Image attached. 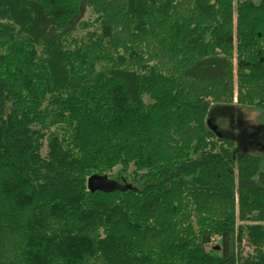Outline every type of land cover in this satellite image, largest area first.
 Returning <instances> with one entry per match:
<instances>
[{
	"label": "trees",
	"instance_id": "trees-1",
	"mask_svg": "<svg viewBox=\"0 0 264 264\" xmlns=\"http://www.w3.org/2000/svg\"><path fill=\"white\" fill-rule=\"evenodd\" d=\"M215 105L264 109V0H0V264H264V154Z\"/></svg>",
	"mask_w": 264,
	"mask_h": 264
},
{
	"label": "rangeland",
	"instance_id": "rangeland-1",
	"mask_svg": "<svg viewBox=\"0 0 264 264\" xmlns=\"http://www.w3.org/2000/svg\"><path fill=\"white\" fill-rule=\"evenodd\" d=\"M255 2H260L261 0H254ZM96 16L93 14L92 10L90 8L87 9L83 19L81 22L76 26L74 31L72 32V38L71 40L81 42V40L86 39V36L88 32L98 30L99 26L97 22L94 21ZM91 24V25H86ZM114 54V53H113ZM236 65V60H235ZM146 101L150 102L151 99L146 96ZM235 103L237 102V98L235 97ZM237 104V103H236ZM238 109L240 110L241 115L243 118L252 125H260L261 123H264V109L258 108V107H247V106H239L237 105ZM227 118L219 117L215 120V124H217L221 129H227ZM237 129V128H236ZM238 130V129H237ZM238 132V131H236ZM241 151L238 150V152ZM47 153V147H46V141L44 143V147L42 148V154L45 156ZM251 153H260L264 154V151L260 150H253ZM120 167H116L113 171L112 175H116ZM111 175V174H110ZM110 178L115 179L114 176H109ZM193 225L194 229L197 233L198 232V224L196 223V220L193 218ZM196 233V234H197ZM243 246L245 247V254H253V250L250 246L247 245V243L243 242ZM207 251L219 254L221 252V240L220 237L217 235L212 236L211 241L207 244L206 247Z\"/></svg>",
	"mask_w": 264,
	"mask_h": 264
},
{
	"label": "flooded vegetation",
	"instance_id": "flooded-vegetation-1",
	"mask_svg": "<svg viewBox=\"0 0 264 264\" xmlns=\"http://www.w3.org/2000/svg\"><path fill=\"white\" fill-rule=\"evenodd\" d=\"M216 112L227 114V133L232 137L238 146V141L242 140L241 144H246L245 146L240 145L242 152H251L253 150H264V123L260 125L249 124L241 115L238 107L232 106V108H216ZM238 130H237V129ZM238 131V132H236Z\"/></svg>",
	"mask_w": 264,
	"mask_h": 264
},
{
	"label": "water",
	"instance_id": "water-1",
	"mask_svg": "<svg viewBox=\"0 0 264 264\" xmlns=\"http://www.w3.org/2000/svg\"><path fill=\"white\" fill-rule=\"evenodd\" d=\"M216 108H232V106L228 105H215L212 107L210 114L208 116V123L217 131V133L222 137L232 138L230 134L227 133L226 129H221L217 124H215V120L219 117L227 118V114L216 112ZM226 110V109H225ZM242 140L238 141V146L236 150H240L242 146H245L246 144H241ZM241 145V148H240ZM264 151V150H263ZM245 153V152H244ZM87 186L88 190L91 192L95 191H102L105 193L113 192L115 190H128V189H134L133 185L131 183L125 182V181H118L116 179L110 178L108 174H93L90 177H88L87 180Z\"/></svg>",
	"mask_w": 264,
	"mask_h": 264
}]
</instances>
